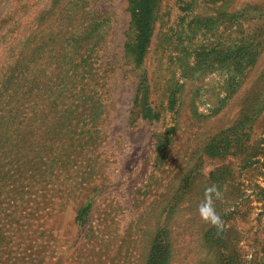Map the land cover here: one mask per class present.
<instances>
[{
	"label": "rangeland",
	"instance_id": "374dc122",
	"mask_svg": "<svg viewBox=\"0 0 264 264\" xmlns=\"http://www.w3.org/2000/svg\"><path fill=\"white\" fill-rule=\"evenodd\" d=\"M134 42L128 0H0V264H264V0Z\"/></svg>",
	"mask_w": 264,
	"mask_h": 264
},
{
	"label": "trees",
	"instance_id": "16d2710c",
	"mask_svg": "<svg viewBox=\"0 0 264 264\" xmlns=\"http://www.w3.org/2000/svg\"><path fill=\"white\" fill-rule=\"evenodd\" d=\"M128 2L135 30L134 56L138 63L141 61L149 41L151 34V13L157 0H128Z\"/></svg>",
	"mask_w": 264,
	"mask_h": 264
},
{
	"label": "clouds",
	"instance_id": "9594fccd",
	"mask_svg": "<svg viewBox=\"0 0 264 264\" xmlns=\"http://www.w3.org/2000/svg\"><path fill=\"white\" fill-rule=\"evenodd\" d=\"M222 193L215 184L205 188L204 199L198 205L197 211L202 221L215 227L217 231L223 229L224 222L214 206V198H221Z\"/></svg>",
	"mask_w": 264,
	"mask_h": 264
}]
</instances>
